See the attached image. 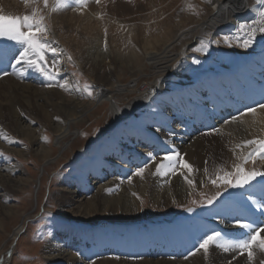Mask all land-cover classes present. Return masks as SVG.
I'll return each instance as SVG.
<instances>
[{"label":"bare ground","instance_id":"1","mask_svg":"<svg viewBox=\"0 0 264 264\" xmlns=\"http://www.w3.org/2000/svg\"><path fill=\"white\" fill-rule=\"evenodd\" d=\"M35 1L37 12L40 14L43 0ZM197 1L205 8V13L201 16L188 14L186 7L189 0H137L138 5L134 9L121 2L116 3L115 0H99V3L97 0H86L81 6H77L75 0H64L66 6L56 10L53 7L54 0H51L48 3L47 16L53 26V31L51 29L53 33H50L47 42L51 48L56 49L55 64L59 67V73L64 74L69 59L73 58L64 47L72 51L75 60L78 61L77 65L97 85L94 96L89 100L78 94L66 98L62 91L56 88L32 84V81L37 80L34 71L23 63H16L18 57L16 54L20 52L21 45L9 40L3 45L0 43V128H6L23 137L32 146L37 145V149L33 153L29 152V155L40 159L44 167L59 163L67 154V150H62L63 152L55 157L53 147L41 144L40 129L30 127L35 120H33L35 115L31 114L35 112L39 115L37 119L41 127L54 133V141L59 148L75 135L76 129L73 127L82 126L87 120H91L101 108L106 107L102 118L107 117V120L91 140L112 137L113 131L125 121H135L141 127L126 133H118L114 138L115 141L125 143L116 146L124 152L129 151H126L125 157L119 154L115 147L110 154L114 160L106 161L103 157L108 155L111 148L102 149L98 162L89 168L90 174L99 182L109 180L101 182L102 187L95 193L88 195L90 185L84 174L77 178L78 188L64 185L60 189L56 201L63 215L87 223H92L96 215L107 220L110 215L117 213L123 217L134 215L139 217L143 202L129 196L123 191L124 188L121 189V184L117 185L127 180L135 186H142L141 188L153 197L154 205L163 207L176 205L188 197L194 186L200 187L206 182H211L216 175L232 172L234 165L243 163V157L254 147L244 146V141L264 139V109L259 107L256 108L254 115L243 116L238 111L240 113L238 119L233 121L231 118L228 121V116L232 115L230 107L221 104L222 108L215 111L207 102L202 101L197 104L202 105L207 111L210 109L214 111L211 113L214 115L212 121L202 120L197 111L188 108V102L182 95L183 91L176 90L180 84L177 85L175 82L181 73L184 74L182 68L192 59L191 48L198 42V38L212 31V36L206 40L213 57L216 58L219 51L224 50L233 56L234 60L229 65L220 64L217 66L218 69L206 71L205 78L221 102L229 98L242 109L243 94H236L233 88L235 85L241 86L242 80L246 78L252 81L264 76V34L258 32L248 48L239 46L244 39L243 35L239 39L235 36L240 24H253L256 21L252 13L263 7L264 0ZM30 7L31 0L28 3H25V0H0V14L17 12L23 16L29 12ZM123 27L127 28V31L124 29L118 31ZM226 37L228 42H225ZM5 52L9 56L7 61V57L2 55ZM4 64L7 65L6 68ZM184 75L187 77L186 73ZM184 84L183 86L194 87V91L199 88L202 92L204 88L203 84L200 85L196 81V75L186 80ZM40 101L43 103L40 104ZM166 107L170 108L169 115L160 111ZM223 107H227L228 110L224 112ZM47 109H50V112ZM245 112L247 111L243 110L242 113ZM174 119L180 125H177L176 129H172L171 123ZM214 123L221 125L216 127ZM166 125L171 130L166 128ZM140 129L146 130V135L141 134ZM3 137V131L0 130V140ZM172 137L174 144L181 147L174 149L172 145H168ZM150 138L158 140L159 145L151 146ZM139 146H145L147 150L136 149ZM149 153L157 158L156 161L150 159ZM168 153H179L193 166V174L189 177L193 180V186L185 183L184 177L180 175V171L187 175V170H180L176 175L168 177L152 175L155 164ZM133 157H137V161H142L144 166L147 165L142 178L133 175L134 172L128 165H120V162L130 164ZM104 162L119 164L111 167ZM244 167L249 171L255 168L264 172V160H249ZM18 168L6 166L3 169L5 173H0V190L4 191V194L0 195V214L3 215L0 219V236L5 235V239L0 240V254L4 253L9 245L7 240L18 239L25 228V219L11 230L4 226L5 218L18 216V208L4 204L9 193L25 191L32 181L30 177L13 178L12 174ZM115 175L120 179L115 180ZM110 191H114L117 196L111 195ZM76 196L79 198L74 199ZM22 213L25 216L28 211ZM242 213L256 216L258 225L255 226L253 221L244 217ZM20 216L22 217V214ZM205 216L203 219L192 216L187 225L181 228L178 226L172 229L164 226L140 229L128 226L126 229H115L112 233L114 237L101 231L98 233L84 231L82 238L85 235L87 257H96L93 264L264 262V251L259 247L252 249L254 254L252 260L248 259L246 252L243 254L238 250L223 252L215 246L210 247L207 257L203 250L197 251L199 241L213 231L221 232L224 237L226 233L229 235L235 233L234 238L226 237L229 239H245L253 229L261 227L264 230V176H257L228 197L219 199ZM237 221L251 224L252 228L240 229ZM156 235L161 236L160 240L154 238ZM260 236L264 237V231L260 232ZM56 240L50 238L43 246L50 264H85L81 259L63 250ZM161 242L176 246L173 250L175 258L172 256L154 258L156 254L154 245ZM111 247L115 249V254L109 252L107 256L103 255L104 257L100 258L99 251ZM12 248L7 250L6 257L0 259V264L10 263ZM180 249L183 256L176 258L180 254ZM129 251L131 255L128 254ZM134 252L136 254L133 256ZM189 252H193L194 255L189 256ZM159 254L168 253L163 251Z\"/></svg>","mask_w":264,"mask_h":264},{"label":"rangeland","instance_id":"2","mask_svg":"<svg viewBox=\"0 0 264 264\" xmlns=\"http://www.w3.org/2000/svg\"><path fill=\"white\" fill-rule=\"evenodd\" d=\"M50 1L51 0H49V2ZM115 2H121L130 6L133 9L137 8L138 5H136L137 0H123V2L122 0H115ZM198 2L199 1L197 0H189V3L186 7V11L188 12V14H191L193 16H201L203 15V13H205V8L201 6ZM189 5H191L192 7L189 8ZM36 6V1L31 0V7L28 8L29 12L26 14L31 15L33 13V10H35L37 16L44 17L43 26L47 29L46 33L44 34V38L47 42L50 33H53V26L47 16L48 6L45 7L43 3L40 14L37 12ZM261 8H264V5L263 7H260L257 11H253L252 13L256 20L258 19V13ZM0 15L21 16L17 12L2 13ZM127 28L129 29V27ZM127 28L124 29L123 27L120 28V30L118 31H122L123 29L124 31H127ZM211 36L212 31H208L204 36L199 37L198 42L191 48L192 59L189 61V64L187 63L185 67L182 68L184 69V74L186 73L187 77L183 73H181V76H183H180V78H177V80H175L177 85L180 84V87L185 83L186 80L192 79L193 75H201L203 73L205 74V72L208 70H216L219 68H217V66H219L220 64L228 65L231 63V61L234 60L233 56H230L227 52L224 53V51L219 52L216 58L213 57L208 42L206 40ZM1 39L3 41L6 40L4 38ZM202 42L203 44L207 45L206 48L202 47ZM49 46L51 48L50 44ZM64 48L73 56V58H70L68 61L67 68H65V73L60 74L59 67L57 66L55 68L51 67L53 64H55V54L51 51H48L45 55L47 57V64L49 65V68L54 75V79H47L45 78V76L37 73L35 70L32 69L34 71V74L36 75L35 78L37 79L35 81H32V84L34 83V85L42 87L56 88L62 91L66 98H72L74 95L78 94L82 96L85 100H89L91 97L94 96V93L97 90V85L94 84V82L91 80V77L83 69H81L79 65H77L78 61L75 60L76 58L73 55L72 51L66 47ZM102 50H104V47L102 48ZM193 61H199V63H194ZM60 84H64L66 85V87L61 88L58 86ZM85 84L91 86V96H89L86 92L82 91ZM180 87H178V89H180ZM41 102L42 101H40L39 103L41 104ZM188 108L191 107L188 105ZM47 110L48 112H50V109ZM160 111L162 113L164 112L167 115L170 114V108L167 107L166 109L163 108ZM105 112L106 107L101 108L99 113L96 116H93L91 120H87L86 123L82 124V126L73 127L74 130L76 129L75 135L70 138V141L68 140L65 144H62V147L60 148L57 147V145L55 144L54 133L50 130L41 127L37 119L39 115L36 112L31 114L32 116L35 115V118L33 117V120H35L30 124V127L37 130L40 129L39 134L41 144H47L48 147H53L55 149V157L64 150H67V154L64 155L65 157L62 158L59 163L48 167H44V164L40 161V159L37 160L32 155H29V152L33 153L34 150L37 149V145L32 146L28 144L23 137H20L19 135L10 132L6 128H0V130L3 131L4 134V137L0 140V173L4 174L5 172L3 169L6 166L11 167L12 165L14 166V168L19 167L18 169H16V172H13V178H19L21 176L20 178L30 177L32 179L31 184H29L25 191L16 192L14 194L9 193L6 201L4 202L6 206L18 208V216L8 217L4 219L5 228L7 230H11L13 229V226L15 227L24 219L25 228L19 235L18 239L14 241H10V239L7 240V243L9 245L7 244L8 246L4 253L0 254V259L6 257L7 250L10 247H13L9 264H50L48 262L47 255L44 254L45 251L43 246L50 238H55L57 239L56 241L61 244L63 250L65 249V251H67L68 253L70 252V254H72L75 258L81 259L82 263L93 264L95 262L94 260L96 257H87L88 249L85 246L86 237L84 235V238H82V232L90 231L98 233L99 231H101L103 233L105 232L111 235L115 229H126V227L128 226L139 227L140 229H149L150 227L163 228L164 226V228L168 227L172 229L178 226L181 228V226L187 225V222L192 216H197L199 219H203L204 217H206L205 215L209 214L210 209L219 199L228 197L231 193H234L241 188L229 187L220 181H217L216 184L206 182L204 183L205 185L203 184L200 187L194 186V188H192L188 197H186L184 201L178 202L176 203V205L172 204L163 207V205H154L155 203L153 202V197L149 193L147 194V192H145L141 188L142 186H135L126 179V182H120L117 185L121 184V189L124 188L123 191H125L129 196H132L134 199L136 198V200H141L143 202L142 208L140 210L141 214L139 215V217H137L136 215H134L133 217H123L121 214L117 213L115 215H110L109 219L107 220L102 219V217L99 215H96L95 218L92 219V223H87L77 221L71 218L70 216L63 215L62 211L59 210V204L56 201L60 189L64 185H69L70 187L72 186L74 187V189L78 188L79 186L76 185L77 178L84 174V176L88 180V185H90L88 195H92L93 193H95L98 188L100 189L102 187V183L107 182V180H109L104 178L105 180L101 181V183L98 179H94V175L90 174L89 168L94 163L98 162V159L100 157V151L105 146H107L110 141H113V138H115L118 133H126L131 128L132 130H137V128H141L135 121H125L122 122L123 124L119 127L118 130L116 129L117 131H113L114 135L112 137L106 136L101 139H98L97 141L91 140V137L101 129L103 124H105L107 117L102 118ZM171 124L172 129H176L174 128L178 125L176 123V119H174ZM158 126L159 125H157V127ZM166 128H169V126L166 125ZM169 129L171 130V128ZM133 133L135 132L133 131ZM94 141L96 142L93 143ZM116 142L118 143L115 144L117 146L125 144L120 143L119 141ZM88 144L92 145L89 146ZM173 144L174 139L172 137L169 139L168 145H172L174 149H178L179 147H181L177 144ZM150 145L152 146L151 143ZM111 149L108 150L107 156H110L109 154H111ZM116 151H118L119 154L124 152L121 151L119 147H116ZM107 156H105L106 158L103 157L106 161L114 160ZM137 159H134L133 162H131L132 164H127L120 161L119 162L122 166L123 164H125V166L128 165V167H130V169L135 172L138 168L144 167V163L138 162ZM119 162H117V164H119ZM104 164H107V162H104ZM117 164L108 163L107 165H111V167L113 165L115 167L117 166ZM139 164H141L142 166ZM114 177L113 178L115 180L120 179L117 175H115ZM216 177L217 175L213 179H216ZM110 192L111 195L117 196L114 191ZM1 194L3 195L4 191L0 190V195ZM213 197L215 199H212ZM78 198V196L74 197V199ZM209 199H212L211 204L208 203ZM24 211H28V214H26L25 216H23L22 213ZM20 214H22V217H19ZM1 216L3 217V215L0 214V219L2 218ZM226 234L228 235L229 233ZM230 234L235 235V233ZM112 237H114L113 234ZM154 238L160 240L161 236L156 235ZM2 239H5L4 234L0 236V240ZM170 246L173 247V244L168 245V243L161 242L158 245H154L156 251L154 258L157 259V257L169 256L174 257L173 250H175L176 246H174L175 248L171 249L172 251H170V253L166 255L159 254L165 251L166 248L168 249V247ZM112 247L106 248L102 252L98 250L101 254L100 258H103V255L107 256L109 252L115 254V249H113ZM150 249H153V247H150ZM128 254L131 255V251H129ZM134 254L136 253L134 252L133 256ZM181 256L183 255L179 254L178 256H176V258H179Z\"/></svg>","mask_w":264,"mask_h":264},{"label":"snow or ice","instance_id":"3","mask_svg":"<svg viewBox=\"0 0 264 264\" xmlns=\"http://www.w3.org/2000/svg\"><path fill=\"white\" fill-rule=\"evenodd\" d=\"M29 0H25L28 3ZM49 0H43L44 6H48ZM77 6L84 5L86 0H75ZM99 3V0H97ZM64 0H54V10L65 7ZM192 6L189 5V8ZM43 16H37L35 10L31 15L25 14L23 16H6L0 15V38L14 41L21 45L19 56L16 59L17 64H25L27 68L35 70L37 73L45 76L47 79H54V75L51 72L49 65L47 64L46 52L51 51L55 54L56 49L50 48L49 44L44 38V34L47 29L43 26ZM264 34V8H261L258 13V19L253 24H240L237 27V33L235 38L239 39L243 35L244 39L239 45L243 48H248L252 45L253 40L256 38L257 33ZM225 42H228V38H225ZM202 47L206 48L207 45L203 44ZM199 63V61H193ZM55 68L56 65L51 66ZM58 71V69H57ZM52 86V85H49ZM61 88H65L66 85H58ZM91 86L85 84L82 91L86 92L89 96L92 95L90 91ZM259 107L264 109V104H260ZM255 108H248L247 112L241 113V115L255 114ZM237 117H233L235 121ZM228 123V121H225ZM215 131V130H214ZM244 146H254L252 151L247 156L243 157V163L234 165L233 172H225L223 175H217L216 179H213L211 183L216 184L217 181L224 183L229 187H243L250 181L254 180L257 176H264V172L253 169L246 170L244 164L249 160L255 161L256 159L264 160V139H252L243 142ZM241 145H237L240 147ZM149 157L152 161H156V157L149 153ZM144 167L138 168L133 175L143 177L145 169ZM187 170V175H184L183 171ZM180 171V175L184 177L185 183L190 187L193 186V180L189 177L193 174V166L184 159L179 153H168L162 157L160 162L155 164V171L152 173L154 176L168 177L169 175H176ZM207 172V169H205ZM131 179V177H129ZM107 191V190H106ZM212 199H215L214 197ZM212 199H209L208 203H212ZM240 229H251V224L236 222ZM262 229H253L249 236L245 239H229L223 236L221 232L213 231L210 234L205 235L200 241L197 251L203 250L205 257L210 252V247L215 246L223 252L236 251L240 254L247 253L248 259H253L254 247H259L261 251H264V237L260 236ZM189 256L194 255L193 252H189ZM188 257L186 256L185 259ZM264 264V262H262Z\"/></svg>","mask_w":264,"mask_h":264}]
</instances>
